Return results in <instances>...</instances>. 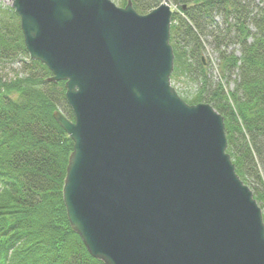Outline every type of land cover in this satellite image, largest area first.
I'll use <instances>...</instances> for the list:
<instances>
[{
    "label": "water",
    "instance_id": "obj_1",
    "mask_svg": "<svg viewBox=\"0 0 264 264\" xmlns=\"http://www.w3.org/2000/svg\"><path fill=\"white\" fill-rule=\"evenodd\" d=\"M25 46L65 81L74 141L63 197L105 264H264V215L227 152L225 118L171 83L173 10L132 0H14Z\"/></svg>",
    "mask_w": 264,
    "mask_h": 264
},
{
    "label": "trees",
    "instance_id": "obj_2",
    "mask_svg": "<svg viewBox=\"0 0 264 264\" xmlns=\"http://www.w3.org/2000/svg\"><path fill=\"white\" fill-rule=\"evenodd\" d=\"M162 1L132 3L145 14ZM167 1L179 6L170 28L172 79L203 82L185 100L210 103L224 116L237 173L245 183L250 176L259 178L258 167L264 168V0ZM20 25L11 7L0 6V66L22 61L14 77L0 71V264H105L72 228L64 202L74 141L54 112L75 118L65 81H51L49 67L31 58ZM206 41L219 52L221 78L235 82L233 91L218 82L206 95ZM232 43L239 44L240 56L222 50ZM255 197L264 201V191Z\"/></svg>",
    "mask_w": 264,
    "mask_h": 264
},
{
    "label": "rangeland",
    "instance_id": "obj_3",
    "mask_svg": "<svg viewBox=\"0 0 264 264\" xmlns=\"http://www.w3.org/2000/svg\"><path fill=\"white\" fill-rule=\"evenodd\" d=\"M14 0H0V6H2V8L6 9L7 7H11L12 3ZM259 1V0H256ZM116 3L118 5H121L122 2L121 0H117ZM172 9L173 11H178L179 10V6L178 5H172ZM14 19V17H13ZM218 23L222 25V17L218 16L217 17ZM239 44L236 43H232L231 45H229L226 48H222V50H228V52H235L237 54V56H240L241 52H240V46H238ZM205 53H204V59L205 62H207V71H208V77H209V85L207 87L208 92L206 91V95L209 93V91H211V87L212 86H216L218 84V82H222L225 85V89L227 91H233L235 89V82L231 81L229 84L226 81V79L221 78V66L219 64V52L215 49L214 45L207 42L205 43ZM24 60H27V58H25ZM22 61L17 60V58L11 62H5V63H1L0 66V71L7 76V78H11L15 76V73L17 71H21L22 70ZM233 78H235V76H233ZM173 85L175 86V88L178 90L179 94L182 97H187V96H192L193 94H195L197 92V90L199 89L200 86H202V81L201 80H197V81H190L188 78H186V76L178 79V80H173L172 81ZM258 174H259V178H255V177H248L247 178V184L248 186L251 188V190L253 191V193L255 195H257V193H262L264 191V168L262 166L258 167ZM259 202V201H258ZM259 205L262 207L263 210V214H264V201H260Z\"/></svg>",
    "mask_w": 264,
    "mask_h": 264
}]
</instances>
